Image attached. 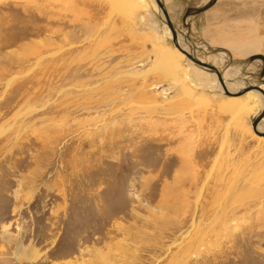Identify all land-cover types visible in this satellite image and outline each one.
<instances>
[{
  "label": "rangeland",
  "instance_id": "rangeland-1",
  "mask_svg": "<svg viewBox=\"0 0 264 264\" xmlns=\"http://www.w3.org/2000/svg\"><path fill=\"white\" fill-rule=\"evenodd\" d=\"M165 8L223 80L264 86V0ZM157 10L0 0V264H264L255 93L229 97L199 69L207 85L193 82ZM223 32L259 41L243 54ZM160 49L186 68L175 79Z\"/></svg>",
  "mask_w": 264,
  "mask_h": 264
},
{
  "label": "bare ground",
  "instance_id": "bare-ground-1",
  "mask_svg": "<svg viewBox=\"0 0 264 264\" xmlns=\"http://www.w3.org/2000/svg\"><path fill=\"white\" fill-rule=\"evenodd\" d=\"M166 1L167 0H161V2H163V5H164V8H165V6H166ZM113 2H115V1H113ZM151 2H152V4L154 5V7L157 9L158 8V10H157V13H158V15H159V17L162 19V21H164V23H165V18H164V16H163V14H162V11H161V9L158 7V5H157V3H156V1L155 0H151ZM122 3V2H121ZM113 6H115L114 4H113ZM118 7V6H117ZM122 9V8H121ZM124 11V10H123ZM165 11H166V13H167V15H168V12H167V10H166V8H165ZM168 18H169V16H168ZM171 20V19H170ZM173 24V23H172ZM165 26H166V23H165ZM173 27H174V25H173ZM166 28H167V26H166ZM167 30H168V28H167ZM174 30H175V32H176V37H177V44H178V47H180L182 50H184L185 52H187V53H189V54H191L192 56H194V54H193V52L189 49V43L184 39V37H182L179 33H178V31L176 30V28L174 27ZM252 30V29H251ZM253 31V30H252ZM229 32V31H228ZM244 33H246V32H244ZM250 33V32H249ZM168 34L170 35V37H171V34H170V32H169V30H168ZM242 34V33H241ZM251 34V33H250ZM243 35V34H242ZM242 35H240V36H238V37H236V36H232V37H229V35L228 36H226L225 34H224V32L222 33V34H220L219 35V37H220V39H222V40H228V43L227 44H229V48H230V50H235V51H237V52H240V53H243V54H248V53H252V52H254V48L256 47V45H257V42L259 41H254V38L252 39V41H250V42H247V43H242L241 42V39L243 38V36ZM255 37V36H254ZM251 38V37H250ZM244 39V38H243ZM242 39V40H243ZM224 43V42H223ZM260 43V42H259ZM219 45V44H218ZM175 47H176V49H177V52H178V54H179V56H181V55H183V56H185L180 50H179V48L177 47V45H174ZM259 47H260V45H259ZM258 47V48H259ZM229 50V51H230ZM257 51V50H256ZM257 53V52H256ZM255 54V53H254ZM239 55V54H238ZM237 55V56H238ZM249 55V54H248ZM251 55V54H250ZM157 58H158V69H159V71L160 72H162L164 75H166V76H170V77H172L173 79H175V72H176V70H181L182 72L183 71H185V69H181V67H180V64H179V62H178V60H180V57L178 56H172L171 55V53L170 52H168L166 49H160L158 52H157ZM182 57V56H181ZM186 57V56H185ZM197 57V56H196ZM198 58V57H197ZM199 59V58H198ZM200 60V59H199ZM201 61V60H200ZM201 62H203V61H201ZM204 63V62H203ZM206 64V63H205ZM208 65V64H207ZM155 66H157V65H155ZM188 69V70H187ZM187 69H186V73H187V75H189V77H191L190 79L193 81V82H195V81H197V82H199L198 84H202V85H207V83H206V81L204 80V81H200V80H198L199 78L197 77V75H194V70L195 69H199L201 72H205L206 74H208V76H210L211 78H213V82L215 83V84H219V82H218V79H217V76L215 75V74H210V73H208V72H206L204 69H202V68H200V67H198L196 64L194 65L190 60H188V58H187ZM185 73V74H186ZM195 76V77H194ZM222 76V75H221ZM223 78V77H222ZM212 82V83H213ZM217 84V85H218ZM224 84H225V87H226V89L230 92V93H234V92H236V91H239V90H241L242 88H244V85L242 84V83H240V81L238 80V81H235L234 83H229V82H226L225 80H224ZM214 85V84H213ZM255 85V84H254ZM219 87V90H221L222 91V89H221V86H220V84L218 85ZM250 86V85H249ZM263 91H264V86H259ZM186 91H188V89L186 90ZM249 92H253V93H255V97H256V102H255V104H257V102H258V111H259V113L257 114V116L262 112V108H263V106H264V98H263V95L260 93V92H257V91H255V90H253V91H249ZM248 92V93H249ZM186 93H189V91L188 92H186ZM247 93V92H246ZM245 94V93H244ZM249 95V94H248ZM241 96V95H240ZM250 98H251V95H250ZM251 100L252 99H243V100H234V101H231L230 103H228V104H226V105H224L222 108L225 110V111H227V112H232V113H234V112H236L238 115H240V114H243V113H246V111L248 112V110H251V108L253 107V105H251L249 102H251ZM255 108V107H254ZM257 108V107H256ZM234 115V114H233ZM256 116V117H257ZM264 119V117L261 119V121ZM260 121V122H261ZM259 122V123H260ZM258 123V124H259ZM258 124H257V126H258ZM260 125V124H259ZM259 129V130H258ZM258 129H257V127H256V130H258L259 132H261L262 134H263V136H262V138L264 139V132L263 131H260V128H259V126H258Z\"/></svg>",
  "mask_w": 264,
  "mask_h": 264
},
{
  "label": "water",
  "instance_id": "water-1",
  "mask_svg": "<svg viewBox=\"0 0 264 264\" xmlns=\"http://www.w3.org/2000/svg\"><path fill=\"white\" fill-rule=\"evenodd\" d=\"M158 7L161 9L162 11V14L165 18V23H166V26L171 34V37H172V42L174 45H177L178 47V44L176 43L177 42V37H176V32L174 30V27H173V24H172V21L170 20V18H168V15L165 11V8H164V5H163V2H161V0H155ZM179 50L188 58V60H190L194 65L196 64L198 67L204 69L205 71H207L208 73L210 74H215L217 76V79H218V82L221 86V89H222V92L229 96V97H234V96H240V95H243L244 93L246 92H249V91H257V92H260L262 95H263V98H264V91L257 85H253V86H247L245 88H242L241 90L239 91H236L234 93H230L226 87H225V84H224V80L221 76V74L218 72V70L216 69V67H213V66H209L203 62H201L196 56H192L191 54L185 52L184 50H182L180 47H178ZM264 117V106L262 108V112L253 119V121L251 122V129L253 130V132L262 137L263 134L261 132H259L258 130H256V127H257V124L261 121V119Z\"/></svg>",
  "mask_w": 264,
  "mask_h": 264
}]
</instances>
